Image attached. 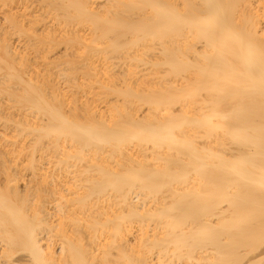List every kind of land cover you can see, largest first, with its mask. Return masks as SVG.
Wrapping results in <instances>:
<instances>
[{
	"label": "bare ground",
	"instance_id": "6f19581e",
	"mask_svg": "<svg viewBox=\"0 0 264 264\" xmlns=\"http://www.w3.org/2000/svg\"><path fill=\"white\" fill-rule=\"evenodd\" d=\"M0 2V264L264 260V0Z\"/></svg>",
	"mask_w": 264,
	"mask_h": 264
},
{
	"label": "rangeland",
	"instance_id": "374dc122",
	"mask_svg": "<svg viewBox=\"0 0 264 264\" xmlns=\"http://www.w3.org/2000/svg\"><path fill=\"white\" fill-rule=\"evenodd\" d=\"M110 3H111V2H110ZM14 4H15V3H4V2H0V9H5V8H7L8 6H13ZM54 4L56 5V3H54ZM57 4H58V3H57ZM111 4H112V6H111V7H112V12H114V11H116V10L119 8V7H117L118 4H119V6H120V4H122V3H116V1H112ZM113 5H114V6H113ZM115 5H116V6H115ZM59 6H60V5H59ZM59 9H62V8H58V10H59ZM19 10H20V9H17V10H16V11H17L16 13H20L21 10H20V11H19ZM58 10H57V11H58ZM18 11H19V12H18ZM59 11H61V10H59ZM59 11H58V12H59ZM62 11H63V9H62ZM24 13H25V8H24V6H23V14H24ZM32 15H37V13H32ZM42 19H43V20H48L49 18L46 19L45 17H43ZM127 22H128V21H124V23H126V24H127ZM120 25H122V27H125V25H124L122 22L120 23ZM120 25H118L119 27H117V26L114 27V29H116V30H118V29H122V27L120 28ZM79 26L81 27L82 24H80ZM79 26L77 25V27H79ZM83 26H84V25H83ZM81 28H82V27H81ZM117 28H118V29H117ZM116 30H114V31H116ZM61 46L63 47V44H62ZM62 47H61V48H62ZM113 59H115V57H114ZM111 60H112V59H111ZM115 60H116V59H115ZM115 60H114V61H115ZM117 60H118V58H117ZM120 60H121V59H120ZM114 61H113V62H114ZM134 63H135V62H134ZM134 65H135V64H134ZM134 65H133V66H134ZM125 68H126V67H125ZM128 68H129V67H128ZM107 69H108V68H107V66H106L105 69H101V70H107ZM126 69H127V68H126ZM100 72H103V71H99V73H100ZM105 72H106V74H107V71H105ZM105 72H104V73H105ZM126 72H127V70H126ZM158 72H160L159 74H160V76H162V77H161V80L159 79L160 76L158 75L159 77H158L157 79H159V80H156V81H155L154 79H156V78L153 79L152 76H150V77H151V78H150L151 80H150V79H149V80H146L147 83H144L145 81H144L143 83H142V82H139L140 84L142 83L141 85H142V88H143V89H146V88L149 86L146 90H149V91H150V89H151V91H152V89H153V90H154V89H158V87L161 86V84L164 85L163 83L166 84V86L164 85L165 87H167V85H168V87H170V85H173V84H174V85H177V86L179 85V88H180V87H182V89L186 88V87L183 88L184 83H182V85H181V84H180V79H178V78H174L173 75H172V77H173V79H174L175 82L172 81L173 79H172V77H171V74L169 73V75H170V76H169L168 74H166L167 72L165 73V70H163V71H158ZM158 72H156V73H158ZM168 72H169V71H168ZM151 73H152V72H151ZM163 73H165V74L168 75L169 77L167 76V79H166V76H163V75H165V74H163ZM161 74H163V75H161ZM150 75H151V74H150ZM152 75H153V74H152ZM153 77H155V74H154ZM125 78H126V77H125ZM125 78H124V79H125ZM124 79L122 80V82H123L122 85L126 86V85L128 84V81L125 80V81H126V82H125ZM171 79H172V80H171ZM176 79H177V80H176ZM153 80H154V81H153ZM162 80H164V81H162ZM165 80H166V81H165ZM148 81H149V82H148ZM158 81H161V82L158 83ZM170 81H172V82H170ZM124 82H125V83H124ZM152 82H153V84H152ZM154 82H155V83H154ZM169 82H170V84H169ZM139 83H138V84H139ZM148 83H149V84H148ZM144 84H146V85H144ZM150 84H151V85H150ZM155 84H156V85H155ZM143 85H144V86H143ZM147 85H148V86H147ZM151 86L154 87V88H152ZM184 86H185V85H184ZM180 89H181V88H180ZM122 102H123V99H122ZM122 102L120 101V102H119L118 104H116V105H122V104H121ZM123 103H124V102H123ZM185 104H186V105H185ZM185 104L179 103V104H176L174 107L177 108V109L179 108V109L182 111V113H184V112H188V113H189V110L192 109V108H193L194 113H196V112H208V111H206V110H207V108H206L207 106L205 105V106H206V107H205L204 104H202L203 106H201V107H203L202 109L199 107V106H200L199 104H197V106H196V104L194 103L196 107L194 106L193 103H185ZM189 104H190V105H189ZM191 104H192V105H191ZM198 105H199V106H198ZM143 106H144V108L148 107L147 105H146V106H145V105H142V106H140V107L143 108ZM179 106H180V107H179ZM140 107H139V108H140ZM185 107H186V108H185ZM189 107H190V109H189ZM194 107H195V109H194ZM118 108H119V107H118ZM175 108H174V109H175ZM181 108H182V109H181ZM187 108H188L189 110H188ZM197 108H199V109H201V110H198ZM179 109H178V110H179ZM196 109H197L198 111H197ZM184 110H186V111H184ZM190 111H191L190 113H193L192 110H190ZM146 119H148V118H146ZM146 119H144V120H146ZM205 134H206V135H204L203 133H201V134H200L201 136L198 135L197 138H196V140H197L198 142L200 141V143L202 142L203 144H204L205 142H206V144H207L209 141H211V142H209L208 145H213L214 148H218V147H220L221 144L223 143V142H219V141L221 140L220 138H218V139H219L218 142H219L220 144L217 142V139H215L216 141H214V136H213V138H212V135H209V136H211L210 138H212V139L208 138L209 136L207 137V138L209 139V141L207 142V141H205V140H208V139L205 137V136H207V133H205ZM204 141H205V142H204ZM222 141H223V140H222ZM227 141H228V140H227ZM214 142H215V143H214ZM228 142H229V141H228ZM228 142L225 141V142L223 143L224 145L222 144V145H223L222 148H224V146H225V148H228V147H230V146H231V147L234 146L231 142H230L231 144L228 143ZM216 143H218L217 147L215 146ZM225 144H227V145L229 144V145L226 147ZM206 146H207V145H206ZM207 147L209 148L210 146H207ZM210 148H211V147H210ZM212 149H213V148H212ZM259 264H264V260H262Z\"/></svg>",
	"mask_w": 264,
	"mask_h": 264
}]
</instances>
